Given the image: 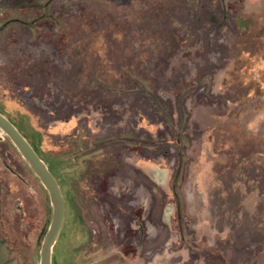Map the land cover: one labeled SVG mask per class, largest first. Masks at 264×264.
<instances>
[{
  "label": "rangeland",
  "instance_id": "374dc122",
  "mask_svg": "<svg viewBox=\"0 0 264 264\" xmlns=\"http://www.w3.org/2000/svg\"><path fill=\"white\" fill-rule=\"evenodd\" d=\"M68 1L0 31V114L64 199L51 264H264V0ZM16 42L39 59L12 79ZM49 83L67 111L31 100ZM11 146L0 131V248L38 264L51 206Z\"/></svg>",
  "mask_w": 264,
  "mask_h": 264
},
{
  "label": "trees",
  "instance_id": "16d2710c",
  "mask_svg": "<svg viewBox=\"0 0 264 264\" xmlns=\"http://www.w3.org/2000/svg\"><path fill=\"white\" fill-rule=\"evenodd\" d=\"M32 1L33 0H0V31L3 30L5 27H8L12 23L20 24L21 26H28L29 23L31 24L30 21L26 22L21 18L14 17V16L11 17L9 15V12H14L15 15H18L20 13V11H19L20 7L22 5H29ZM78 1L80 2V4H83L85 2H92V3L111 2V1L112 2L113 1L123 2L125 0H78ZM130 1H133V0H129V2ZM49 2H55V4H60L64 7H66L68 5L69 1L68 0H49ZM120 6H121V4H120ZM37 20H39L38 17L35 18L33 21H37ZM12 45H16V47H15V49L17 48L16 51L10 47H7V53L3 55L1 64L4 66L6 65V69L8 70V74L13 79V76H15V74H14L15 72L22 71L23 68L26 67L25 63L23 62V57H24V55H26V53L28 51H32L31 52V58L33 60H38L39 56L37 53H35L34 49L29 48L28 46L25 47L24 43L16 42V43H13ZM72 49H73V51H72L71 55L74 57H80L81 55L84 54L85 50L87 49V46L85 45L84 42L75 40L73 43ZM47 51H48V49H46V54H45V52H43L44 53L43 55H47L48 54ZM12 81H13V83H12L13 86L17 90H23V88L21 86L14 83V80H12ZM46 88H47L46 94L42 93L39 97H37L35 95L33 98H31V100L34 101V99L37 98L38 101L40 102V104H43V106L47 110L46 112L53 114V115H54L55 111L60 110V109L63 112L67 111V109H68L67 105L68 104L66 102H64V100L62 99L63 96L58 92V89L55 87V85L52 83H49L46 85ZM30 92L32 93L33 91L30 89ZM31 93H30V95H31ZM33 95H34V93H33ZM72 105H74V104H72ZM35 153H36V151H35Z\"/></svg>",
  "mask_w": 264,
  "mask_h": 264
},
{
  "label": "water",
  "instance_id": "95a60500",
  "mask_svg": "<svg viewBox=\"0 0 264 264\" xmlns=\"http://www.w3.org/2000/svg\"><path fill=\"white\" fill-rule=\"evenodd\" d=\"M0 131L8 138L47 193L51 206V218L40 244L38 264H51L52 247L55 244L64 219V199L59 185L26 139L1 114Z\"/></svg>",
  "mask_w": 264,
  "mask_h": 264
},
{
  "label": "crops",
  "instance_id": "0c3cea01",
  "mask_svg": "<svg viewBox=\"0 0 264 264\" xmlns=\"http://www.w3.org/2000/svg\"><path fill=\"white\" fill-rule=\"evenodd\" d=\"M2 249L0 248V264H16L15 262H9L3 258Z\"/></svg>",
  "mask_w": 264,
  "mask_h": 264
}]
</instances>
